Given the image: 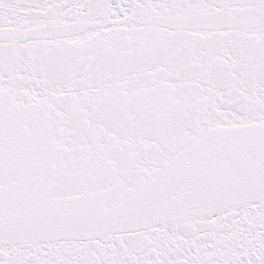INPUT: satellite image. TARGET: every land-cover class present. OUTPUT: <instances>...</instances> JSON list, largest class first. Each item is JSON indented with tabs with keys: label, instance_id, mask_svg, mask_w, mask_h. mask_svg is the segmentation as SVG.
I'll use <instances>...</instances> for the list:
<instances>
[{
	"label": "snow or ice",
	"instance_id": "snow-or-ice-1",
	"mask_svg": "<svg viewBox=\"0 0 264 264\" xmlns=\"http://www.w3.org/2000/svg\"><path fill=\"white\" fill-rule=\"evenodd\" d=\"M0 264H264V0H0Z\"/></svg>",
	"mask_w": 264,
	"mask_h": 264
}]
</instances>
